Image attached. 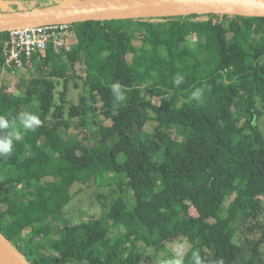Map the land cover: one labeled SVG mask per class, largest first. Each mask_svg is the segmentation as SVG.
<instances>
[{"label": "trees", "instance_id": "trees-1", "mask_svg": "<svg viewBox=\"0 0 264 264\" xmlns=\"http://www.w3.org/2000/svg\"><path fill=\"white\" fill-rule=\"evenodd\" d=\"M33 1L39 8L63 0ZM72 32L74 52L50 48L35 55L37 67L50 68L47 77L27 88L22 82L20 95L0 85V117L10 125L0 136L13 126L19 132L11 156L0 157V209L6 208L1 233L30 264H145L143 246L160 252L192 225L181 264H195L196 254L204 264L260 261L264 220L255 221L264 205V18L92 21L72 25ZM8 35L0 34V64ZM78 61H84L102 115L114 122L112 129L95 122L99 130L90 146L74 122L82 108L71 106L65 116L68 87L61 104L56 101L55 80L67 83V71ZM116 83L121 101L112 93ZM196 90L199 98L192 97ZM36 109L41 125L26 131L20 116L35 115ZM109 173L117 175V185L110 204L106 199L107 215L66 220L72 187L98 183ZM56 217L62 223H51ZM238 219L247 235L262 230L263 237L237 244ZM44 225L57 252L24 250L23 234L29 230L38 237Z\"/></svg>", "mask_w": 264, "mask_h": 264}, {"label": "rangeland", "instance_id": "rangeland-1", "mask_svg": "<svg viewBox=\"0 0 264 264\" xmlns=\"http://www.w3.org/2000/svg\"><path fill=\"white\" fill-rule=\"evenodd\" d=\"M39 5L40 4L38 2L33 0H0V11L1 13L9 11H29L38 8ZM157 26H164V23H158ZM187 37L192 41H196L195 35H190L189 33ZM69 43H71L72 46L77 44V38L75 35L69 38ZM134 45L137 47L141 46V39L135 40ZM128 60L129 62H132V55L128 57ZM67 62L68 60H66V63ZM49 69L50 68L47 67L40 68L35 65L33 69L21 72L17 76L13 77L3 74L0 64L1 89L2 91L12 95H20L21 89L19 86L22 82L26 83L25 87L27 88L32 80L47 77L49 75ZM67 77L69 79L67 83H65V81L62 79L55 80L57 85V104H61V94L65 87H68L69 93L67 95V100L69 105L67 107L65 116L68 118V108L74 105L80 106L82 108L83 115L74 121L75 124L77 123L79 126V138L82 141L89 140V142L85 143L88 146L94 145V136L99 130L94 125V123L97 122L112 129L114 127V122L107 120L102 115V105L98 102H95V99L92 97V93L86 83L84 61H78L75 64H71L70 71H67ZM230 77L227 79L229 82L233 81L232 77ZM147 95L149 96V94ZM154 101L157 102L156 99H154ZM35 115L39 117L41 115V110L36 109ZM49 120L51 123L53 122L52 117H50ZM261 127L264 131V121L261 123ZM15 129H17V127H15ZM149 130L152 131L153 126H150ZM116 185L117 175L113 173L101 175L100 181L98 183L95 181L89 183H76L71 189L73 199L65 209V219L71 221L72 224H75L94 218H104L109 211L106 205V199L108 200V204H110L112 200L111 192L116 187ZM18 196H21V194ZM261 200L264 202V197H262ZM231 206L233 207V205ZM5 209V207H2L0 209V213H5ZM263 220L264 205L263 208L258 211V217L255 223L258 221L263 222ZM236 222L237 234L235 242L237 244H241L246 238L258 241L263 237L262 230H255L254 234L247 235L248 231L245 225H241L239 219ZM51 223H62V220L60 217H56L53 219V221H51ZM47 227V225H44L42 229L39 230L38 237H35L36 233L34 234L29 230L26 231L23 234L24 240L20 244L23 246V249L25 250V248L29 249L31 247L34 251L37 248H43L51 252H57L54 239L47 240L46 238V235L48 234ZM192 238V225H190L187 228V233L181 240H178L175 243H169L167 248L160 252H157L152 247L143 246L145 264H181V260L185 257L191 247ZM258 259V257L254 258L250 264H264V244L261 248L260 261H258Z\"/></svg>", "mask_w": 264, "mask_h": 264}, {"label": "water", "instance_id": "water-1", "mask_svg": "<svg viewBox=\"0 0 264 264\" xmlns=\"http://www.w3.org/2000/svg\"><path fill=\"white\" fill-rule=\"evenodd\" d=\"M192 15L264 18V0H63L29 11L0 12V34L55 24ZM0 264H30L1 231Z\"/></svg>", "mask_w": 264, "mask_h": 264}, {"label": "built area", "instance_id": "built-area-1", "mask_svg": "<svg viewBox=\"0 0 264 264\" xmlns=\"http://www.w3.org/2000/svg\"><path fill=\"white\" fill-rule=\"evenodd\" d=\"M8 34L3 45L1 67L3 74L13 77L33 69L37 54L46 55L50 48L55 53H71L75 48L69 43V38L74 35L70 24L47 25Z\"/></svg>", "mask_w": 264, "mask_h": 264}, {"label": "clouds", "instance_id": "clouds-1", "mask_svg": "<svg viewBox=\"0 0 264 264\" xmlns=\"http://www.w3.org/2000/svg\"><path fill=\"white\" fill-rule=\"evenodd\" d=\"M182 81L183 78L180 77L175 79L174 83L179 86ZM120 88L121 86L119 83L113 84L112 86V93L116 101H121L123 99V94L121 93ZM200 95V90H196L192 93L193 98H199ZM20 124L26 131H35V129L41 125V121L36 115L31 113H25L20 116ZM9 127V121L4 117H0V131L8 129ZM18 136L19 132L15 130L14 126L12 132L4 136H0V157L8 158L11 156L13 152V138ZM195 264H204V262L199 257V254H196L195 256Z\"/></svg>", "mask_w": 264, "mask_h": 264}]
</instances>
